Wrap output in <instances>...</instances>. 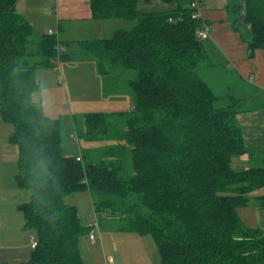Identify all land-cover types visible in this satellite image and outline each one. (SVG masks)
Segmentation results:
<instances>
[{"label": "trees", "instance_id": "1", "mask_svg": "<svg viewBox=\"0 0 264 264\" xmlns=\"http://www.w3.org/2000/svg\"><path fill=\"white\" fill-rule=\"evenodd\" d=\"M20 1L0 0V90L19 151L17 185L30 193L19 210L38 240L24 264H84L79 242L94 226L66 204L77 192L89 193L99 223L151 235L164 263L264 264V231L238 213L264 188V160L245 144L239 102L222 104L199 72L209 60L190 0H161L178 7L156 13L140 12L138 0H88L95 20L135 23L80 46L101 75L134 73L127 86L137 109L74 119L88 148L73 157L63 155L60 120L34 100L43 90L38 71L72 58L55 34L34 36ZM239 2L232 10L251 26V48H264V0ZM246 155L250 165L238 169L234 160ZM258 201L264 206V196Z\"/></svg>", "mask_w": 264, "mask_h": 264}, {"label": "crops", "instance_id": "2", "mask_svg": "<svg viewBox=\"0 0 264 264\" xmlns=\"http://www.w3.org/2000/svg\"><path fill=\"white\" fill-rule=\"evenodd\" d=\"M57 2L56 12L62 18L59 24L62 32L65 28L61 21L78 23L83 25L81 29L91 28L98 32L97 36H91L90 39L73 40L76 51L80 53L69 54L67 43L71 41L59 40L67 45L65 53L70 55L74 64L79 61L78 55L82 54H85V57L80 61L95 64L94 57L81 48V42L109 39L112 36L108 35L135 26L134 22L126 20H95L88 0ZM239 4V0L200 1L202 25L209 32V38L202 40V45L209 62L203 65L199 72L221 98L222 104L227 105L233 100L239 102L237 121L242 128L245 144L254 150L255 159L261 161L264 160V48H251V26L240 22L234 15L235 10H232ZM177 7L176 3L168 4L161 0H138L140 12H167ZM212 75L219 81L216 88L207 80V77ZM39 82L41 83L40 80ZM133 103L132 100L129 102L127 111L132 110ZM10 135V129L1 117L0 90V264H24L30 261L34 252L32 239L38 240L35 232L27 227L25 216L19 210L22 203L30 200V193L17 185L19 151L18 147L10 142ZM249 161V156L246 155L235 159L234 164L238 169H246L250 165ZM263 196L264 188L254 192L249 205L239 209V216L247 228L264 231V206L259 205L258 201Z\"/></svg>", "mask_w": 264, "mask_h": 264}, {"label": "rangeland", "instance_id": "3", "mask_svg": "<svg viewBox=\"0 0 264 264\" xmlns=\"http://www.w3.org/2000/svg\"><path fill=\"white\" fill-rule=\"evenodd\" d=\"M20 3L17 10L32 23L34 36H47L53 32L58 40L71 41L67 43L69 54L80 53L76 51L73 40L90 39L98 34L91 28L81 29L83 25L68 21H61L65 28L62 32L59 27L62 18L56 12L57 0H23ZM84 57L85 54L78 55L79 61L75 64L68 58L61 64L55 60L51 68L39 70L37 76L43 90L34 95V100L40 101L47 116L60 120L65 157L80 156L81 150L88 148L81 140L80 132L76 131L74 119L79 125L86 114L113 110L130 112L127 111L128 104L131 100L134 101L127 86V78L135 77L134 73L129 72L123 76L119 70L111 69L109 74L101 75L96 73V64L80 61ZM106 67L110 68V65ZM207 78L212 87L219 86L215 75ZM134 107L133 103L131 108ZM7 127L12 132L11 126ZM65 202L76 207L80 221L86 229L94 226L96 243L90 240V234L83 236L79 242L84 264H105L107 259H112L114 264H169L163 262L156 241L151 235L121 232L120 222L110 218H101L99 223L89 193H73ZM99 224L101 227L97 228Z\"/></svg>", "mask_w": 264, "mask_h": 264}, {"label": "built area", "instance_id": "4", "mask_svg": "<svg viewBox=\"0 0 264 264\" xmlns=\"http://www.w3.org/2000/svg\"><path fill=\"white\" fill-rule=\"evenodd\" d=\"M190 9L192 10V18L193 19H203V14L200 8V1L199 0H190ZM172 21V20H171ZM51 35H54L53 32L50 33ZM199 37L201 40H206L209 38V32L206 27H203L199 30ZM80 159H78L79 161ZM98 228V226H97ZM90 240L95 243L96 242V236L94 234V230L90 234ZM37 246V241L35 239H32V247L35 248ZM105 264H114V261L112 259H107Z\"/></svg>", "mask_w": 264, "mask_h": 264}, {"label": "water", "instance_id": "5", "mask_svg": "<svg viewBox=\"0 0 264 264\" xmlns=\"http://www.w3.org/2000/svg\"><path fill=\"white\" fill-rule=\"evenodd\" d=\"M136 109H137V107H134V108H133V111H135Z\"/></svg>", "mask_w": 264, "mask_h": 264}, {"label": "clouds", "instance_id": "6", "mask_svg": "<svg viewBox=\"0 0 264 264\" xmlns=\"http://www.w3.org/2000/svg\"><path fill=\"white\" fill-rule=\"evenodd\" d=\"M41 163H43V162H41Z\"/></svg>", "mask_w": 264, "mask_h": 264}]
</instances>
